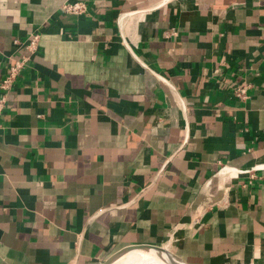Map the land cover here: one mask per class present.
<instances>
[{
    "label": "crops",
    "instance_id": "crops-1",
    "mask_svg": "<svg viewBox=\"0 0 264 264\" xmlns=\"http://www.w3.org/2000/svg\"><path fill=\"white\" fill-rule=\"evenodd\" d=\"M65 1L0 0V81L42 33L0 118V264H264V0Z\"/></svg>",
    "mask_w": 264,
    "mask_h": 264
},
{
    "label": "built area",
    "instance_id": "built-area-1",
    "mask_svg": "<svg viewBox=\"0 0 264 264\" xmlns=\"http://www.w3.org/2000/svg\"><path fill=\"white\" fill-rule=\"evenodd\" d=\"M88 9L86 1L67 0L62 5V11L70 14H82ZM42 33L33 29L28 33L27 38L24 41L19 39L15 40L17 49L13 56V63L7 67L6 73L0 81V118L7 105L8 95L15 85L18 77L21 75L23 69L32 60L33 56L40 50ZM238 96L242 98L247 97L246 86H239L236 89Z\"/></svg>",
    "mask_w": 264,
    "mask_h": 264
},
{
    "label": "bare ground",
    "instance_id": "bare-ground-1",
    "mask_svg": "<svg viewBox=\"0 0 264 264\" xmlns=\"http://www.w3.org/2000/svg\"><path fill=\"white\" fill-rule=\"evenodd\" d=\"M141 253H145L143 255L147 254L148 256H155V257L161 258L164 261H170L174 264H180L178 257L175 254H173L172 252L165 250V249H162V248H149V247H141V248L132 249L129 252H127L126 254L122 255L117 260L108 261L107 264H113L116 261H119L120 259H122L123 257L128 256L129 254L130 255L128 256V258L126 260H124L118 264H133L135 259L138 257L137 255H139ZM139 264H141V263H139ZM164 264H168V263H164Z\"/></svg>",
    "mask_w": 264,
    "mask_h": 264
},
{
    "label": "water",
    "instance_id": "water-1",
    "mask_svg": "<svg viewBox=\"0 0 264 264\" xmlns=\"http://www.w3.org/2000/svg\"><path fill=\"white\" fill-rule=\"evenodd\" d=\"M130 247H157V248H162V247H159V246H157V245H149V244H138V245H129ZM178 257V256H177ZM111 258V256L110 257H108V258H106L105 260H102V261H99V262H97V263H99V264H107V262H108V260ZM178 259H179V262H180V264H187L185 261H183L182 259H180L179 257H178Z\"/></svg>",
    "mask_w": 264,
    "mask_h": 264
},
{
    "label": "rangeland",
    "instance_id": "rangeland-1",
    "mask_svg": "<svg viewBox=\"0 0 264 264\" xmlns=\"http://www.w3.org/2000/svg\"><path fill=\"white\" fill-rule=\"evenodd\" d=\"M149 245H151V244H149ZM157 246H159V247H167L169 250H171L168 245H157ZM93 264H99V263H93Z\"/></svg>",
    "mask_w": 264,
    "mask_h": 264
}]
</instances>
